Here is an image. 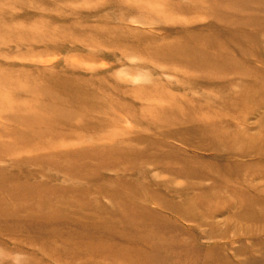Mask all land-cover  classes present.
I'll list each match as a JSON object with an SVG mask.
<instances>
[{"label": "rangeland", "instance_id": "obj_1", "mask_svg": "<svg viewBox=\"0 0 264 264\" xmlns=\"http://www.w3.org/2000/svg\"><path fill=\"white\" fill-rule=\"evenodd\" d=\"M0 264H264V0H0Z\"/></svg>", "mask_w": 264, "mask_h": 264}]
</instances>
